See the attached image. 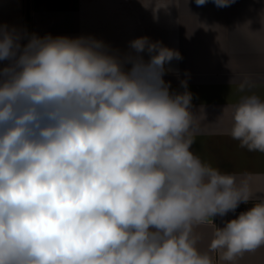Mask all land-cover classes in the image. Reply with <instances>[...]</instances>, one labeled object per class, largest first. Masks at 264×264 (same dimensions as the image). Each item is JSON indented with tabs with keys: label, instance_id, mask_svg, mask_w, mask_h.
I'll list each match as a JSON object with an SVG mask.
<instances>
[{
	"label": "clouds",
	"instance_id": "obj_1",
	"mask_svg": "<svg viewBox=\"0 0 264 264\" xmlns=\"http://www.w3.org/2000/svg\"><path fill=\"white\" fill-rule=\"evenodd\" d=\"M209 0H195L197 6ZM218 8L235 0H212ZM145 54L147 58H145ZM183 57L147 36L128 50L92 36L0 24V264H225L264 247L250 177L192 150L197 111L164 79ZM245 77L229 136L264 154V99ZM213 224L208 250L198 226Z\"/></svg>",
	"mask_w": 264,
	"mask_h": 264
},
{
	"label": "crops",
	"instance_id": "obj_2",
	"mask_svg": "<svg viewBox=\"0 0 264 264\" xmlns=\"http://www.w3.org/2000/svg\"><path fill=\"white\" fill-rule=\"evenodd\" d=\"M0 24L28 32L27 0H0ZM30 30L38 36H92L121 52L142 36L177 49L183 59L169 67L180 77L168 73L164 79L177 91H183L180 79L188 81L199 124L192 150L222 172L250 177L251 203L215 217L214 223L223 227L264 200V154L241 148L228 134L229 113H222L243 95L237 89L245 77L255 83L248 94L264 99V0H235L224 8L212 0L203 6L195 0H31ZM214 229L213 224L195 229L202 251L208 250ZM211 255L214 264H225L218 252ZM234 264H264V247Z\"/></svg>",
	"mask_w": 264,
	"mask_h": 264
},
{
	"label": "water",
	"instance_id": "obj_3",
	"mask_svg": "<svg viewBox=\"0 0 264 264\" xmlns=\"http://www.w3.org/2000/svg\"><path fill=\"white\" fill-rule=\"evenodd\" d=\"M30 13H31V0H27L28 33H31V30H30Z\"/></svg>",
	"mask_w": 264,
	"mask_h": 264
},
{
	"label": "built area",
	"instance_id": "obj_4",
	"mask_svg": "<svg viewBox=\"0 0 264 264\" xmlns=\"http://www.w3.org/2000/svg\"><path fill=\"white\" fill-rule=\"evenodd\" d=\"M39 36L43 37L44 35H39Z\"/></svg>",
	"mask_w": 264,
	"mask_h": 264
}]
</instances>
